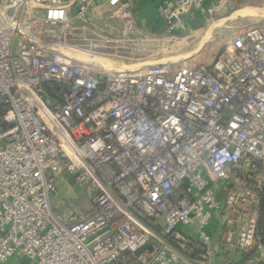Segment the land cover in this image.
Here are the masks:
<instances>
[{
	"label": "built area",
	"instance_id": "built-area-1",
	"mask_svg": "<svg viewBox=\"0 0 264 264\" xmlns=\"http://www.w3.org/2000/svg\"><path fill=\"white\" fill-rule=\"evenodd\" d=\"M101 1L134 31L135 0H0V264H214L222 241L264 252V20L211 64L105 70L60 50ZM217 10L164 0L158 14L177 34ZM64 171L98 192L67 221L51 205Z\"/></svg>",
	"mask_w": 264,
	"mask_h": 264
},
{
	"label": "rangeland",
	"instance_id": "rangeland-1",
	"mask_svg": "<svg viewBox=\"0 0 264 264\" xmlns=\"http://www.w3.org/2000/svg\"><path fill=\"white\" fill-rule=\"evenodd\" d=\"M215 5L218 10L210 25L198 16L187 17L184 30L170 34L158 12H142L141 4L132 10L134 31L125 32L123 19L113 16L105 1H101L87 21L72 24L70 46L60 50L72 57L89 55L115 71L156 64H211L230 36L264 20V0H216ZM64 175L66 181L63 186L59 182L55 193L59 200L56 211L89 212L97 190L91 183L75 181L78 175L66 172L60 177Z\"/></svg>",
	"mask_w": 264,
	"mask_h": 264
},
{
	"label": "crops",
	"instance_id": "crops-1",
	"mask_svg": "<svg viewBox=\"0 0 264 264\" xmlns=\"http://www.w3.org/2000/svg\"><path fill=\"white\" fill-rule=\"evenodd\" d=\"M164 0H135V8L139 9L140 8V4L142 5L141 9L142 12L146 11V10H156L158 12V8L159 6L162 4ZM216 1V0H215ZM62 173H66L65 171ZM68 173V172H67ZM67 175V174H66ZM66 175L58 178V184L59 182L61 183L60 185L63 186V184L66 181ZM55 194L51 197V205H52V209L53 211L57 214L60 215L64 221H67L69 219V217L73 214H71L72 212L70 211H61L59 210L56 211L57 206L59 204V202L57 203L58 198L55 196ZM76 215V214H75ZM219 228V220L215 221L213 223V226L211 227V231L216 232L218 231L217 229ZM214 249H215V258H214V264H225L226 259L227 260H233L236 259L238 256V250L232 248L231 246L227 245V243L225 244L223 241L219 242V244L215 243L213 245ZM231 262V261H230ZM254 263H258V264H264V252L261 250L255 251L254 256L251 258V260L248 262V264H254ZM5 264H34L32 262H30L29 260L25 259V258H14V260H10ZM230 264V263H229Z\"/></svg>",
	"mask_w": 264,
	"mask_h": 264
},
{
	"label": "trees",
	"instance_id": "trees-1",
	"mask_svg": "<svg viewBox=\"0 0 264 264\" xmlns=\"http://www.w3.org/2000/svg\"><path fill=\"white\" fill-rule=\"evenodd\" d=\"M261 227L264 229V214L261 217ZM254 254L255 251H250L247 253L239 252L237 258L232 260L230 264H247Z\"/></svg>",
	"mask_w": 264,
	"mask_h": 264
},
{
	"label": "bare ground",
	"instance_id": "bare-ground-1",
	"mask_svg": "<svg viewBox=\"0 0 264 264\" xmlns=\"http://www.w3.org/2000/svg\"><path fill=\"white\" fill-rule=\"evenodd\" d=\"M75 58H77L78 60H81L85 63L87 62L88 64L93 63L92 65H94L96 67L103 68L105 70H110V68L108 66H105V64L101 63V61H98V60L90 57L89 55L80 53Z\"/></svg>",
	"mask_w": 264,
	"mask_h": 264
}]
</instances>
